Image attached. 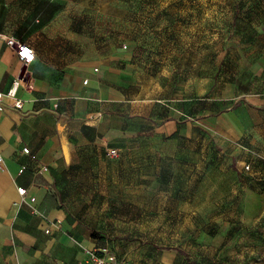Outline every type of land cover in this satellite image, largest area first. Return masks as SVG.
<instances>
[{
  "label": "rangeland",
  "instance_id": "374dc122",
  "mask_svg": "<svg viewBox=\"0 0 264 264\" xmlns=\"http://www.w3.org/2000/svg\"><path fill=\"white\" fill-rule=\"evenodd\" d=\"M78 1L81 31L110 26L113 52L132 54L129 100L148 113L146 78L169 85L178 130L116 156L73 142L56 177L61 207L132 264H264V0ZM234 110L254 132L241 137Z\"/></svg>",
  "mask_w": 264,
  "mask_h": 264
},
{
  "label": "crops",
  "instance_id": "0c3cea01",
  "mask_svg": "<svg viewBox=\"0 0 264 264\" xmlns=\"http://www.w3.org/2000/svg\"><path fill=\"white\" fill-rule=\"evenodd\" d=\"M81 8L78 0H0V32L35 51L33 92L20 87L23 109L7 106L0 114V264H86L98 249L89 231L61 207L64 198L57 191L66 149L80 148L73 142L118 151L145 139L164 141L178 130L165 97L169 85L159 76L144 77L153 87L148 113L144 104L129 100V85L138 83L132 54L113 52L110 26L107 36L81 31ZM20 73L14 50L0 40V91L6 93ZM259 107L253 106L255 113ZM228 115L241 137L258 126L245 124L238 111ZM248 142L263 140L254 135ZM44 165L48 171L40 172ZM20 186L28 192L23 202ZM177 258L164 255L162 262L177 264Z\"/></svg>",
  "mask_w": 264,
  "mask_h": 264
},
{
  "label": "built area",
  "instance_id": "2783aa9c",
  "mask_svg": "<svg viewBox=\"0 0 264 264\" xmlns=\"http://www.w3.org/2000/svg\"><path fill=\"white\" fill-rule=\"evenodd\" d=\"M0 40H3L14 50L15 56L21 64V73L13 80L9 90L6 93L0 91V114H2L6 110L7 106L20 110L23 109L24 100L18 95L20 87H25L28 93L33 92L34 84L32 82V72L30 66L35 60V51L28 43L8 33L0 32ZM25 50H27V55L25 54ZM5 99L8 100V104L4 101ZM23 152L25 154H30V149L25 147L23 148ZM107 153L110 156H116L118 151L116 149H111ZM3 160V157L0 155V163H2ZM24 170L25 166H22L20 172H23ZM39 171H48V166H42ZM18 191L22 197V202L25 201L28 193L27 188L20 186L18 187ZM35 199V196H31L29 201L34 203ZM46 232H49V230H46ZM90 256L94 261V264H132L129 260L118 257L116 253L107 248H98L97 250L91 252Z\"/></svg>",
  "mask_w": 264,
  "mask_h": 264
},
{
  "label": "snow or ice",
  "instance_id": "6c2138e0",
  "mask_svg": "<svg viewBox=\"0 0 264 264\" xmlns=\"http://www.w3.org/2000/svg\"><path fill=\"white\" fill-rule=\"evenodd\" d=\"M25 54L27 55V50H25Z\"/></svg>",
  "mask_w": 264,
  "mask_h": 264
}]
</instances>
